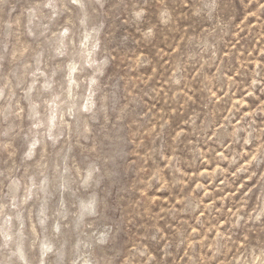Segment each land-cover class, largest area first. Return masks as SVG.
<instances>
[{"label": "clouds", "instance_id": "clouds-1", "mask_svg": "<svg viewBox=\"0 0 264 264\" xmlns=\"http://www.w3.org/2000/svg\"><path fill=\"white\" fill-rule=\"evenodd\" d=\"M0 264H264V0H0Z\"/></svg>", "mask_w": 264, "mask_h": 264}, {"label": "rangeland", "instance_id": "rangeland-1", "mask_svg": "<svg viewBox=\"0 0 264 264\" xmlns=\"http://www.w3.org/2000/svg\"><path fill=\"white\" fill-rule=\"evenodd\" d=\"M224 54L227 55L228 53L225 52ZM241 55H242V53H241ZM209 170H210V169H202V171H209ZM197 183H200V181H197ZM206 191H210V189H206ZM152 199H153V200H157V199H161V197L154 195V196L152 197ZM163 199H164L165 201H167L168 198H167V197H163ZM217 199H220V197H217ZM206 203H211V201H206ZM221 224H223V221H221Z\"/></svg>", "mask_w": 264, "mask_h": 264}]
</instances>
